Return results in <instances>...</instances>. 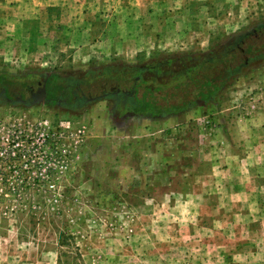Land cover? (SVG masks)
<instances>
[{
  "label": "rangeland",
  "instance_id": "1",
  "mask_svg": "<svg viewBox=\"0 0 264 264\" xmlns=\"http://www.w3.org/2000/svg\"><path fill=\"white\" fill-rule=\"evenodd\" d=\"M15 24L57 43L9 68L29 86L56 75L52 97L110 65L167 59L160 80L174 86L190 66L207 70L198 53L264 25V0H0V29ZM248 36L245 48L264 27ZM138 73L142 103L151 74ZM228 76L162 116L0 102V264H264V56ZM27 137L35 154L14 160Z\"/></svg>",
  "mask_w": 264,
  "mask_h": 264
},
{
  "label": "flooded vegetation",
  "instance_id": "2",
  "mask_svg": "<svg viewBox=\"0 0 264 264\" xmlns=\"http://www.w3.org/2000/svg\"><path fill=\"white\" fill-rule=\"evenodd\" d=\"M264 25H257L254 27L250 33H246L244 35H238L234 40L229 41L225 45H219L217 47L218 51L214 49L210 51H206L203 53H198L199 55H211V60H208L205 66L209 68H223L222 70H218L217 73L221 76L235 75L240 73L242 70L250 66V59H259L264 56V53L255 51L256 49H261L262 42H254L248 44V48L244 47L246 43V38H248L250 34L259 36L261 34V30ZM252 47L253 51L257 52L254 55H248L247 50L249 52L252 51L250 48ZM212 55H221L223 56L220 60L212 59ZM244 55V56H243ZM246 55V56H245ZM244 57V59H241ZM173 59L165 60L166 64H169ZM186 57L177 58L179 63H185ZM148 71L151 76L147 81L153 80L155 78H162L161 74L164 75L166 70L153 68L150 66H143L139 70V72ZM56 75L47 74L42 76L40 80H37L36 86L30 85L25 88L24 92H19L18 94H14L7 89L3 88L0 90V102L4 103H18L19 105H28L32 101L31 94L36 92L39 87H41L44 83H46L47 87V101L45 104L55 103L58 107H62L67 110L77 111L80 109H84L86 106L97 102V101H108L111 104V111L114 117H118L119 119H133L138 117H152V114L143 112V102L141 103L137 99V95L139 92V82L141 80L140 76H135V79H131L128 77H121L118 82L112 81L114 85L104 84L103 86H95L94 81H86L85 79H81L77 82L76 86L68 85L63 87L62 91L57 93L56 97H52V92L50 89V82L52 83V79H56ZM220 77V76H219ZM58 79V78H57ZM129 81L131 83H129ZM225 79H221L218 84H210L207 86L206 90H220L225 82ZM111 82V81H110ZM91 83V84H90ZM129 83V84H126ZM109 85V86H108ZM214 85V86H213ZM100 87V88H99ZM84 88H87L85 91ZM99 89L96 93H93V90ZM107 90L110 92H107ZM25 94L29 97V101L25 100ZM22 95V100L17 101V97ZM101 98V99H98ZM98 99V100H97Z\"/></svg>",
  "mask_w": 264,
  "mask_h": 264
},
{
  "label": "trees",
  "instance_id": "3",
  "mask_svg": "<svg viewBox=\"0 0 264 264\" xmlns=\"http://www.w3.org/2000/svg\"><path fill=\"white\" fill-rule=\"evenodd\" d=\"M264 43V42H263ZM264 47V44H263ZM252 49V47H250ZM253 50V49H252ZM167 64L165 61L157 62L153 64V68L158 69H164V67ZM107 68V69H106ZM103 74H86L85 75V82L95 80L93 84L95 86H103L104 84H109L110 81L118 82L121 77H128L132 80L135 79V76H137L139 73V70H136V72H126L127 69H130L131 67H128L126 65H110L109 67H106ZM195 66H190L188 69H185L180 72L181 78L184 80L183 82L178 83L177 85L171 86L170 82L168 81H162L158 78H155L153 80L149 81H143L142 83L145 84L143 90V112L150 113L152 116H162L163 114L167 113L168 109H165L164 106L169 107L172 105L171 100H176V103H173L172 109L169 110H183L186 107L190 106L189 100L190 96L196 95L201 96L203 95H212L215 90L208 91L206 90L207 86L210 84H218L220 83L221 79L227 80L229 77L216 75L218 69L214 68H207L205 71H196ZM165 70V69H164ZM167 73V71H166ZM166 73L164 75L161 74L162 77H165ZM172 75H175L173 72ZM220 76V77H219ZM24 79V76L22 75H15L13 73L3 71L0 72V90L5 88L10 92H14L15 85L17 83H20L21 80ZM105 80V81H104ZM141 82V80H140ZM91 84V83H90ZM77 82L73 84V86H76ZM194 85L195 88H191ZM21 87H29V84L27 82H21ZM214 86V85H213ZM99 87V88H100ZM145 95L148 97L147 101ZM166 104V105H165ZM164 105V106H163Z\"/></svg>",
  "mask_w": 264,
  "mask_h": 264
},
{
  "label": "crops",
  "instance_id": "4",
  "mask_svg": "<svg viewBox=\"0 0 264 264\" xmlns=\"http://www.w3.org/2000/svg\"><path fill=\"white\" fill-rule=\"evenodd\" d=\"M38 14L42 15V12ZM45 14L46 13H44V15ZM34 17L36 19L35 22H38L39 20L38 18L40 16L35 15ZM15 27L18 26L16 25ZM3 28H8V27L3 26ZM16 29L17 30L16 31L14 30L13 33L12 32L8 33L5 32V30L0 29V32L2 33L0 34V72L3 71L12 72L9 70V68H12L10 66L18 64L19 62L35 63L39 60H43L45 57L48 56L44 54L49 51L50 47L52 45L57 44L54 43L52 36L49 35L47 37V33H43V31H41L42 29H36L30 27L27 28L24 25L22 27L19 26ZM21 31H23V33H21ZM62 44L63 43H61V45ZM97 46L99 47L100 45L97 44ZM24 48L26 49L25 51H23ZM100 52H107V51L100 49ZM121 56L126 58L129 55H121Z\"/></svg>",
  "mask_w": 264,
  "mask_h": 264
},
{
  "label": "water",
  "instance_id": "5",
  "mask_svg": "<svg viewBox=\"0 0 264 264\" xmlns=\"http://www.w3.org/2000/svg\"><path fill=\"white\" fill-rule=\"evenodd\" d=\"M31 104L30 105H34V104H45L47 101V87H46V83H44L41 87L38 88V90L36 92H33L31 94ZM17 101L22 100V95L18 96Z\"/></svg>",
  "mask_w": 264,
  "mask_h": 264
},
{
  "label": "built area",
  "instance_id": "6",
  "mask_svg": "<svg viewBox=\"0 0 264 264\" xmlns=\"http://www.w3.org/2000/svg\"><path fill=\"white\" fill-rule=\"evenodd\" d=\"M26 140H27V141H26ZM25 141H26V144H28V145H27V149H24L22 153H20V151H18V149L14 150L13 153H12V155H13V159H14V160H18L22 155H23V156L28 155V156L31 158L32 155L35 154V153L33 152V148H34V147L31 146V145H29V144L32 143V141H28V137L25 139ZM44 141H45V140H44ZM44 141H43L42 143H44ZM29 160H30V159H29ZM29 160H28V161H29ZM30 169H31V167L28 168V170H30Z\"/></svg>",
  "mask_w": 264,
  "mask_h": 264
}]
</instances>
